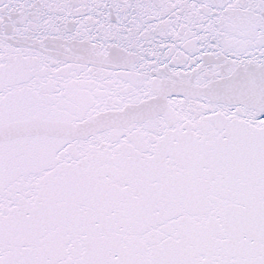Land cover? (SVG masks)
<instances>
[{"label":"snow or ice","instance_id":"6c2138e0","mask_svg":"<svg viewBox=\"0 0 264 264\" xmlns=\"http://www.w3.org/2000/svg\"><path fill=\"white\" fill-rule=\"evenodd\" d=\"M0 264H264V0H0Z\"/></svg>","mask_w":264,"mask_h":264}]
</instances>
